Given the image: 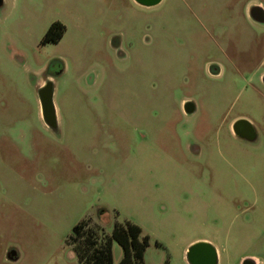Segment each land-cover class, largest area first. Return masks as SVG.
<instances>
[{
    "label": "rangeland",
    "instance_id": "374dc122",
    "mask_svg": "<svg viewBox=\"0 0 264 264\" xmlns=\"http://www.w3.org/2000/svg\"><path fill=\"white\" fill-rule=\"evenodd\" d=\"M254 6L264 14V0H3L0 264H80L86 234L68 236L82 219L97 244L117 222L138 225L143 264H189L198 241L225 247L216 264H264ZM54 21L62 37L41 44ZM48 80L55 129L38 97ZM237 119L253 140L232 132ZM121 256L114 242L112 264Z\"/></svg>",
    "mask_w": 264,
    "mask_h": 264
},
{
    "label": "trees",
    "instance_id": "16d2710c",
    "mask_svg": "<svg viewBox=\"0 0 264 264\" xmlns=\"http://www.w3.org/2000/svg\"><path fill=\"white\" fill-rule=\"evenodd\" d=\"M65 26L59 22H52L41 38V44L56 43L62 37ZM88 219H82L71 229L72 235L86 234L84 238L85 248L74 246L73 251L80 264H112V244L117 243L122 249V257L118 264H143V252L148 245L149 236L142 233V229L129 220L115 223L110 235L97 244L91 240L92 228L87 229Z\"/></svg>",
    "mask_w": 264,
    "mask_h": 264
},
{
    "label": "water",
    "instance_id": "95a60500",
    "mask_svg": "<svg viewBox=\"0 0 264 264\" xmlns=\"http://www.w3.org/2000/svg\"><path fill=\"white\" fill-rule=\"evenodd\" d=\"M136 3L143 6L155 5L161 0H134ZM3 5V0H0V7ZM250 15L258 21H263L264 14L260 7L254 6L250 8ZM264 81V77H263ZM53 86L51 81H46L43 86L38 89V97L40 102L41 116L45 124L50 128H56V114L52 102ZM183 110L189 114L194 110L191 102L183 104ZM232 132L240 137L248 140L255 138L254 129L251 124L244 119H237L231 126ZM8 258L16 259V253L10 252ZM186 259L189 264H216V252L214 248L206 242L193 243L186 253Z\"/></svg>",
    "mask_w": 264,
    "mask_h": 264
},
{
    "label": "crops",
    "instance_id": "0c3cea01",
    "mask_svg": "<svg viewBox=\"0 0 264 264\" xmlns=\"http://www.w3.org/2000/svg\"><path fill=\"white\" fill-rule=\"evenodd\" d=\"M264 77V76H263ZM42 86V83H40L39 85H38V87H41ZM185 114H187V113H185ZM191 242H194V240L193 241H190L188 244H190ZM199 242V241H198ZM207 243V242H206ZM210 244V243H209ZM113 245V244H112ZM213 248H214V250H215V252H216V262H217V258H218V261L221 259V257H222V253H225V251H226V249H225V247H221V249L219 248V247H217V246H214V245H212V244H210ZM185 252H186V248L184 249V251H183V258H185L186 259V254H185ZM122 257V256H121ZM254 257V256H253ZM121 259V258H120ZM243 259H244V256L243 257H240L239 258V260H238V264H240L241 263V261H243ZM246 261H243V264L245 263ZM246 264H260V261L259 260H257L255 257H254V261H249V262H247Z\"/></svg>",
    "mask_w": 264,
    "mask_h": 264
}]
</instances>
